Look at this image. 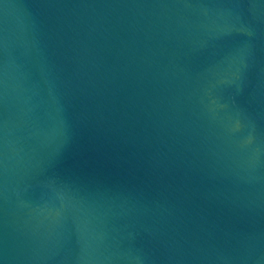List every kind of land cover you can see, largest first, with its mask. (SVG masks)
<instances>
[{"label":"water","instance_id":"95a60500","mask_svg":"<svg viewBox=\"0 0 264 264\" xmlns=\"http://www.w3.org/2000/svg\"><path fill=\"white\" fill-rule=\"evenodd\" d=\"M0 264H264V0H0Z\"/></svg>","mask_w":264,"mask_h":264}]
</instances>
